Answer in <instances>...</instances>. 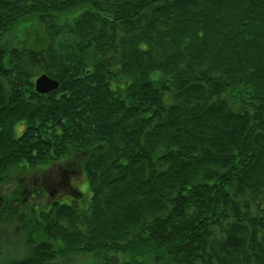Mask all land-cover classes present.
<instances>
[{
	"label": "trees",
	"instance_id": "obj_1",
	"mask_svg": "<svg viewBox=\"0 0 264 264\" xmlns=\"http://www.w3.org/2000/svg\"><path fill=\"white\" fill-rule=\"evenodd\" d=\"M61 167L0 264H264V0H0V184Z\"/></svg>",
	"mask_w": 264,
	"mask_h": 264
},
{
	"label": "rangeland",
	"instance_id": "obj_2",
	"mask_svg": "<svg viewBox=\"0 0 264 264\" xmlns=\"http://www.w3.org/2000/svg\"><path fill=\"white\" fill-rule=\"evenodd\" d=\"M16 135L20 134L22 125L16 124ZM64 168L52 169L44 174L43 172L31 173L25 169L18 170L16 174L4 188H0V260H7L11 256L17 254V252L23 247L24 237L22 238L21 231L19 229V220L11 219L8 220L7 212L4 209L7 203H19L20 214L26 216L30 212L29 202L37 205L45 206L50 201L58 199L60 193L67 189V185L63 188H56V183L61 177V171ZM34 170V169H33ZM70 181L74 183L73 186L78 187L79 190L83 192V196L79 200L80 204L86 206L91 197V191L89 190L88 180L85 179L83 172H73L69 173ZM33 190H40L41 194L35 196ZM32 195V196H31ZM73 193L69 190L63 193V198L61 201L67 202L74 197ZM264 205V200L262 201ZM40 203V204H39ZM24 218L23 216H21ZM22 238V239H21ZM73 261L69 264H96L99 262L98 257L94 256L92 253L78 254L72 257Z\"/></svg>",
	"mask_w": 264,
	"mask_h": 264
},
{
	"label": "water",
	"instance_id": "obj_3",
	"mask_svg": "<svg viewBox=\"0 0 264 264\" xmlns=\"http://www.w3.org/2000/svg\"><path fill=\"white\" fill-rule=\"evenodd\" d=\"M58 85V80H55L46 73L40 74L35 81L36 90L41 93L49 92L57 88Z\"/></svg>",
	"mask_w": 264,
	"mask_h": 264
}]
</instances>
